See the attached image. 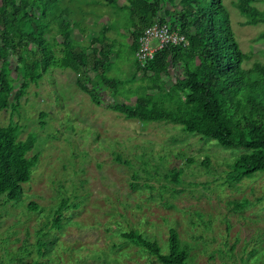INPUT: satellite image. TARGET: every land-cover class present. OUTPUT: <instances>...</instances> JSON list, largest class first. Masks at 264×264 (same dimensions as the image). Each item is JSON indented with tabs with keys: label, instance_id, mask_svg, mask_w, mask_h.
Instances as JSON below:
<instances>
[{
	"label": "rangeland",
	"instance_id": "obj_1",
	"mask_svg": "<svg viewBox=\"0 0 264 264\" xmlns=\"http://www.w3.org/2000/svg\"><path fill=\"white\" fill-rule=\"evenodd\" d=\"M126 1L78 0L82 12L72 20L88 29L76 30L80 40L111 26L115 55L107 76L128 82L137 75V87L143 74L130 48ZM235 2L224 5L249 69L264 64V22L248 24ZM256 8L264 11V2ZM179 74L163 76L167 89ZM76 77L52 66L15 108L0 111V127L19 128L21 141L32 137L29 156H39L22 198L0 199V264H161L122 235L138 231L167 253L171 229L188 248L189 264H264V173L231 180L242 149L172 123L127 120L95 105ZM112 93H101L106 104Z\"/></svg>",
	"mask_w": 264,
	"mask_h": 264
},
{
	"label": "trees",
	"instance_id": "obj_2",
	"mask_svg": "<svg viewBox=\"0 0 264 264\" xmlns=\"http://www.w3.org/2000/svg\"><path fill=\"white\" fill-rule=\"evenodd\" d=\"M77 2L0 0V111L15 108L52 66L69 68L77 76V87L97 106L144 124L179 125L184 132L213 139L224 148L242 149L231 180L264 173V64L245 67L250 57L241 48L224 0H127L123 8L131 16L125 26L130 28L137 74H143L137 87L133 86L137 75L128 82L107 76L115 55L114 43L108 39L111 26L101 29L98 37L77 38L79 27L88 33L83 22L72 20L75 12H82L74 6ZM106 2L112 5L115 0ZM258 2L264 0H236L234 5L248 18V24L255 25L264 22V11L256 8ZM155 23L179 31L188 45L166 46L142 66L135 54L144 31ZM171 69L182 74L167 89L163 76L171 77ZM107 88L113 92L109 104L101 94ZM119 97L133 98L135 103H119ZM19 136L20 129L12 124L0 127V199L9 202L22 198L23 184L30 181L39 162L37 154L29 156L34 139L29 136L21 141ZM174 176L179 183L180 173ZM29 207L38 209L35 203ZM122 237L161 264H189L188 248L174 229L167 253L156 240L138 231Z\"/></svg>",
	"mask_w": 264,
	"mask_h": 264
},
{
	"label": "built area",
	"instance_id": "obj_3",
	"mask_svg": "<svg viewBox=\"0 0 264 264\" xmlns=\"http://www.w3.org/2000/svg\"><path fill=\"white\" fill-rule=\"evenodd\" d=\"M169 45H188L187 38L179 31L173 30L166 24L155 23L148 27L140 38L135 57L145 66L155 59L158 51Z\"/></svg>",
	"mask_w": 264,
	"mask_h": 264
},
{
	"label": "water",
	"instance_id": "obj_4",
	"mask_svg": "<svg viewBox=\"0 0 264 264\" xmlns=\"http://www.w3.org/2000/svg\"><path fill=\"white\" fill-rule=\"evenodd\" d=\"M113 100V99H112Z\"/></svg>",
	"mask_w": 264,
	"mask_h": 264
}]
</instances>
